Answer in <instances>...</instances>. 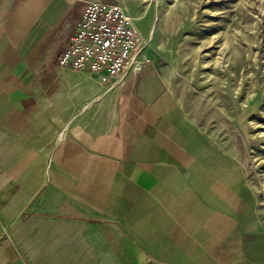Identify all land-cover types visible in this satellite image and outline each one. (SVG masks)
Here are the masks:
<instances>
[{"label": "crops", "instance_id": "obj_1", "mask_svg": "<svg viewBox=\"0 0 264 264\" xmlns=\"http://www.w3.org/2000/svg\"><path fill=\"white\" fill-rule=\"evenodd\" d=\"M84 1L0 0V264H264L240 166L149 48L119 85L58 66Z\"/></svg>", "mask_w": 264, "mask_h": 264}, {"label": "rangeland", "instance_id": "obj_2", "mask_svg": "<svg viewBox=\"0 0 264 264\" xmlns=\"http://www.w3.org/2000/svg\"><path fill=\"white\" fill-rule=\"evenodd\" d=\"M128 4L190 121L235 157L264 216V0Z\"/></svg>", "mask_w": 264, "mask_h": 264}, {"label": "built area", "instance_id": "obj_3", "mask_svg": "<svg viewBox=\"0 0 264 264\" xmlns=\"http://www.w3.org/2000/svg\"><path fill=\"white\" fill-rule=\"evenodd\" d=\"M148 45L121 3L85 0L79 27L59 55L58 66L87 71L102 83L119 85L150 64Z\"/></svg>", "mask_w": 264, "mask_h": 264}]
</instances>
